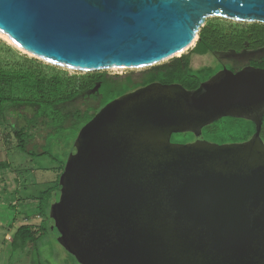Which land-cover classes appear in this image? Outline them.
Wrapping results in <instances>:
<instances>
[{
  "label": "water",
  "instance_id": "95a60500",
  "mask_svg": "<svg viewBox=\"0 0 264 264\" xmlns=\"http://www.w3.org/2000/svg\"><path fill=\"white\" fill-rule=\"evenodd\" d=\"M264 23V0H0V33L48 63L88 72L179 57L209 17ZM177 55V53H179ZM264 68H222L195 89L151 82L79 130L50 206L80 264H264ZM224 116L246 141L197 138Z\"/></svg>",
  "mask_w": 264,
  "mask_h": 264
},
{
  "label": "trees",
  "instance_id": "16d2710c",
  "mask_svg": "<svg viewBox=\"0 0 264 264\" xmlns=\"http://www.w3.org/2000/svg\"><path fill=\"white\" fill-rule=\"evenodd\" d=\"M261 48H264V23H231L218 19H206L205 24L198 31V39L191 52L198 54L208 51L240 53ZM0 51L11 59L0 60V114L3 116L4 111L9 108L18 109L24 106L25 110L19 112L21 113L20 117L23 118V124H17L11 128L17 143L16 146L23 151L27 150V144L32 138L31 129L39 124H43L49 129V136L64 135L67 127H73L78 131L99 108L126 92L156 81L168 84L178 83L186 89H195L214 73H211L209 67L192 69L189 57L182 54L179 57L171 58L169 62L151 66L138 82L132 83L130 79L118 82L110 80L106 72L100 70L79 71L72 74L63 70H54V66L42 64L35 58L21 55L1 40ZM249 65L264 68V55L250 60ZM88 90L94 91L92 97L99 95V108L93 112L89 110L75 112L76 120L67 125L68 115L61 110L60 105L75 99ZM229 128H232V131L236 129V132L228 133V138L219 139L216 142H243L255 132L253 121L246 118L224 116L205 125L201 133L207 129L224 136L226 132H229ZM44 154L49 153L47 151L37 153V155ZM65 165L66 162L55 168L54 185L42 191L37 197V215L48 212L51 206L48 201L53 198V194L57 195L55 201L58 200V181ZM6 167L7 163L0 162V168ZM47 217L51 218V216ZM44 229L45 227L42 225L36 226L35 229L32 224H23L16 229L15 235L20 236L24 241H36L43 234Z\"/></svg>",
  "mask_w": 264,
  "mask_h": 264
},
{
  "label": "rangeland",
  "instance_id": "374dc122",
  "mask_svg": "<svg viewBox=\"0 0 264 264\" xmlns=\"http://www.w3.org/2000/svg\"><path fill=\"white\" fill-rule=\"evenodd\" d=\"M207 19L246 23L219 16ZM0 40L19 54L34 58L3 39L0 38ZM195 42L182 54L189 57L192 69L197 70L209 67L211 73L214 72L213 74L222 68L237 71L249 65L250 60L264 55V48L240 53L233 51H208L198 54L191 52ZM0 60L11 59L0 51ZM37 61L54 66V70H63L69 74L79 72L43 60L37 59ZM169 61L170 59H167L163 62ZM150 67L105 68L100 71H105L107 77L112 81L124 82L130 79L132 83H135L141 80ZM93 92V90H88L75 99L60 105L61 110L68 115L67 125L71 121L76 120V117H74L75 112H84L86 110L93 112L99 108V95L92 97ZM23 110H25L24 106L18 109L9 108L4 111L3 116L0 114V162L7 163L6 168H0V264H80L58 242V232L56 227H54V220L47 217L50 216V208L45 214L40 213V215H37V197L42 191L54 185L56 179L55 168L66 162L74 140L82 126L78 131L73 127H67L64 135L49 136V129L45 125L39 124L31 129L32 138L27 144V150L23 151L16 146V140L11 132L12 127L17 124H23V118L20 117L21 113H19ZM232 132H236V129L232 131V128H229V132H226L224 136L207 129L199 136H196L192 131L173 133L171 142L188 143L199 138L218 143L216 141L228 138V133ZM260 135L264 142V124L261 127ZM42 151H47L49 154L37 155V153ZM56 198L57 195L53 194V198L49 199L48 204L51 205ZM23 224H32L35 229L36 226L42 225L45 229L36 241H24L20 236L15 235L16 229Z\"/></svg>",
  "mask_w": 264,
  "mask_h": 264
},
{
  "label": "bare ground",
  "instance_id": "6f19581e",
  "mask_svg": "<svg viewBox=\"0 0 264 264\" xmlns=\"http://www.w3.org/2000/svg\"><path fill=\"white\" fill-rule=\"evenodd\" d=\"M0 38L3 39L4 41L8 42L9 44L13 45L12 42L8 39V37H7L6 35L0 33ZM23 52H24V51H23ZM25 53H27V52H25ZM27 54H28V53H27ZM179 54H180V52L177 53V55H179ZM29 55H30V54H29ZM108 68H113V69H114V68H121V67H117V66H109Z\"/></svg>",
  "mask_w": 264,
  "mask_h": 264
},
{
  "label": "flooded vegetation",
  "instance_id": "af4514ba",
  "mask_svg": "<svg viewBox=\"0 0 264 264\" xmlns=\"http://www.w3.org/2000/svg\"><path fill=\"white\" fill-rule=\"evenodd\" d=\"M233 71H235V70H233ZM261 136V135H260Z\"/></svg>",
  "mask_w": 264,
  "mask_h": 264
}]
</instances>
